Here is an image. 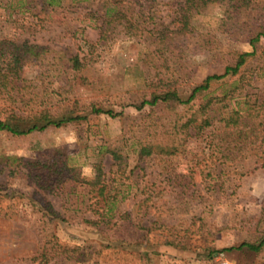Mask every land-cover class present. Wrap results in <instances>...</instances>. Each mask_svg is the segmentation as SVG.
Returning <instances> with one entry per match:
<instances>
[{
    "label": "rangeland",
    "instance_id": "rangeland-1",
    "mask_svg": "<svg viewBox=\"0 0 264 264\" xmlns=\"http://www.w3.org/2000/svg\"><path fill=\"white\" fill-rule=\"evenodd\" d=\"M44 1L0 0V120L84 119L0 130V264H264V245L211 252L264 235V36L249 43L264 0H123L125 17L108 24L92 13L99 0ZM251 50L191 107L130 106L153 91L188 93ZM222 94L210 126H181ZM230 110L255 134H224ZM99 189L116 195L113 216L91 225L107 208Z\"/></svg>",
    "mask_w": 264,
    "mask_h": 264
},
{
    "label": "trees",
    "instance_id": "trees-1",
    "mask_svg": "<svg viewBox=\"0 0 264 264\" xmlns=\"http://www.w3.org/2000/svg\"><path fill=\"white\" fill-rule=\"evenodd\" d=\"M56 0H46L43 2L42 6H49L53 4ZM64 0H57V6L60 5ZM88 1V0H87ZM98 2V10L93 9L92 13L99 11V17H101L102 22L110 23L114 19H120L125 17L121 10L120 3L123 0H99ZM78 2V1H77ZM90 3V1H88ZM21 7L22 4H21ZM60 7V6H58ZM181 28H179L180 30ZM264 36V24L257 27L254 31V34L249 38L250 45H253L254 42L258 40L259 37ZM254 50L249 52H240L237 53L234 61L231 64H227L223 67L222 72L219 74H211L206 75L199 84L194 85L188 93H181L175 89H166L158 92H151L150 100H141L138 104H130L133 108L139 110L144 105L154 106L157 104L164 105H187L188 107L192 106V100H194L198 95H202V97L208 92V88L212 82L220 81L227 77H232L238 75L239 68L242 67L245 63L247 57L253 54ZM17 58H14V63L17 61ZM71 63L72 68H76L78 66L77 57L70 56L67 58ZM12 72H15V69H12ZM236 79L232 80L234 82ZM3 81H0V87L3 86ZM234 89L230 90L231 93ZM231 94L228 96L230 97ZM226 97V94H222L221 97H209L204 101L199 102L197 109L190 113V115L183 121L181 126H189L190 129L200 130L202 128L208 127L212 124L213 116L209 115L207 109L210 111L213 103L215 101H222ZM90 112L94 114L103 113L108 116L116 115V112H112L111 109H103L100 107L92 106L90 108ZM84 119V116L74 115L68 117H60V118H52V115L46 112L45 110H40L37 112H30L26 114H16L9 113L5 116L4 119L0 120V130H4L11 135L19 136L27 134L31 131L35 130H43L47 126L58 127L66 122ZM223 118H217V121L222 120ZM224 129L223 132L226 135H233L234 139L242 140L248 139L250 136L255 134L254 129L251 126L246 125L243 120L239 119V115L237 111L230 110L229 114L224 117ZM228 129L226 132L225 129ZM148 147H142L141 151L144 154H148ZM113 152H111V155ZM115 155V154H113ZM114 157V156H113ZM97 171L99 168L97 167ZM100 190V189H99ZM99 197L101 200L106 201L107 208L102 209V212H98V218L96 219H87L85 220L87 223L91 225L98 224H108L113 216V204L112 202L116 198L115 194L103 193L102 189L99 192ZM110 205V207L108 206ZM264 245V235L261 236L256 242H247L243 241L238 243L237 245L223 247L217 250H211L212 253H219L223 251H231V250H249V251H258Z\"/></svg>",
    "mask_w": 264,
    "mask_h": 264
},
{
    "label": "clouds",
    "instance_id": "clouds-1",
    "mask_svg": "<svg viewBox=\"0 0 264 264\" xmlns=\"http://www.w3.org/2000/svg\"><path fill=\"white\" fill-rule=\"evenodd\" d=\"M223 14H224L223 6L217 3L215 5V10H214L215 23H218L219 20L223 19Z\"/></svg>",
    "mask_w": 264,
    "mask_h": 264
}]
</instances>
